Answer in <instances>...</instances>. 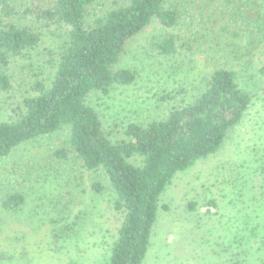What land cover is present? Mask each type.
Masks as SVG:
<instances>
[{"label":"rangeland","instance_id":"1","mask_svg":"<svg viewBox=\"0 0 264 264\" xmlns=\"http://www.w3.org/2000/svg\"><path fill=\"white\" fill-rule=\"evenodd\" d=\"M169 1L188 12L185 17L174 28L152 20L128 43L117 66L132 70L135 81L89 97L110 138H124L130 123L165 118L171 107L192 100L215 68L235 70L254 97L222 149L179 173L163 193L143 264H264V53L252 54L243 24L232 19L240 4L264 10L262 0ZM32 2L10 0L18 10ZM129 2L100 0L87 22ZM13 20L20 21V15ZM170 33L187 46L163 56L154 44ZM168 93L175 98L164 99ZM20 95L0 91V121L9 120ZM69 138V130L48 134L0 159V264L107 262L121 224L113 208L116 195L103 169L85 168L72 153L57 155L69 147ZM15 188L23 191L25 204L8 212L2 198ZM76 220V236H56L62 225Z\"/></svg>","mask_w":264,"mask_h":264},{"label":"trees","instance_id":"2","mask_svg":"<svg viewBox=\"0 0 264 264\" xmlns=\"http://www.w3.org/2000/svg\"><path fill=\"white\" fill-rule=\"evenodd\" d=\"M99 1L33 0L18 10L10 0H0V91L21 92L10 106L9 120L0 121V159L22 144L69 130V147L57 155L72 153L85 168L103 169L116 195L113 208L121 224L105 264H143L163 193L179 173L222 149L254 96L235 70L215 68L192 100L174 105L163 119L130 123L124 138L113 141L90 105V95L108 94L115 85L134 82L132 70L117 68L128 43L155 18L174 28L188 12L169 0H130L88 23ZM228 4L236 5L234 0ZM17 14L20 21L13 20ZM232 19L243 24L242 35L250 37L252 54L264 53V10L240 4ZM154 45L163 56L187 46L171 33ZM260 73L264 76V67ZM96 189L103 187L97 184ZM1 204L8 212H18L25 195L15 188ZM79 230L76 220L62 225L56 236L73 238Z\"/></svg>","mask_w":264,"mask_h":264}]
</instances>
